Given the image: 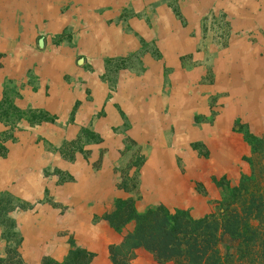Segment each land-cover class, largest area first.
I'll use <instances>...</instances> for the list:
<instances>
[{"label": "crops", "instance_id": "crops-1", "mask_svg": "<svg viewBox=\"0 0 264 264\" xmlns=\"http://www.w3.org/2000/svg\"><path fill=\"white\" fill-rule=\"evenodd\" d=\"M124 1L9 0V11L3 12L0 19V103L7 100L19 110L32 109L48 117H56V124L42 122L37 127L38 131L34 132L49 141H59L65 136L69 138V129L83 126V121L88 123L95 116L98 117V125L104 124L110 129L103 130L107 139L115 136L111 129L116 127V138L112 140L114 152L107 156L109 159L102 162L99 170L74 169L72 173V168L64 167L68 174L73 175L71 182L56 184L55 176L42 175L47 166L42 158H37L34 171H31L25 162L27 152L19 155V164L15 169L10 166L11 154H7L5 161L0 160V186L10 184L11 177L16 176V189L23 198L41 199L48 188L52 201L64 209L62 229L65 234L59 238L58 250L49 253L56 260L65 256L67 249L62 248V243L71 237L78 247L92 254L90 264H111L109 248L119 244L135 225L131 222L122 231L112 227L106 216L115 210L117 202L131 200L135 212L141 213L157 206L173 209L179 200H183L184 194H180L182 190L178 191L177 184L181 180L184 182L185 178L176 175V164L170 162L176 148L174 144L173 148L168 146V128L174 126L173 141L176 140L180 152L184 153L182 156L188 153L193 158L197 155L188 149L191 142L201 140L212 144L217 141V135L227 136V132H231L230 124L218 133L215 125H196L189 113L194 104L186 106L181 99L178 103H170L169 97L153 102L151 94L148 100L143 101L140 94L131 92L132 82L128 81L127 87L120 84L117 91H110L102 80L106 61L129 58L142 46L138 36L149 42L155 35L164 38L161 43L157 42L162 60L156 61L149 51L140 56L147 69L141 77L147 82L145 84L149 86L153 80L159 79L163 63L172 67L178 79L188 78L187 71L182 67L180 71L176 66L175 51L180 55L192 53L197 61L203 60L206 54L199 49L203 46L200 41L206 32L202 26L204 18L218 16L221 9L232 16L234 11L229 6V0H181L179 6L183 22L166 11L165 0H158L161 4L155 13L152 5L155 0H144V18H127L126 26L122 27V23L116 21L123 7L128 4L137 11L135 5L138 2ZM237 16L239 24L242 14ZM68 27L72 29L69 35L73 44L69 39L56 42L53 37ZM39 39L43 41L41 46ZM209 47L205 44L203 48L205 51L208 49L206 57L210 62L212 51ZM234 53H217V56H224L226 60L243 55L235 57ZM181 64L184 65V62ZM5 78L8 84L4 82ZM254 78H258L257 73ZM194 98H191L192 102ZM202 110L207 116L208 109ZM121 111L126 114L127 121L121 117ZM19 123L24 130L15 128L12 135L19 143L33 141V129L27 120L21 119ZM56 125L65 130L60 132ZM125 127L127 129L123 131ZM1 130L4 128L0 126ZM126 142H132L135 148L141 147L145 158L138 186L132 190L125 188L120 183V175L116 174L118 166L131 156L125 151ZM183 158L186 159L185 156ZM111 159L116 161V172L114 164L110 165ZM166 167L171 174L165 173Z\"/></svg>", "mask_w": 264, "mask_h": 264}, {"label": "rangeland", "instance_id": "rangeland-1", "mask_svg": "<svg viewBox=\"0 0 264 264\" xmlns=\"http://www.w3.org/2000/svg\"><path fill=\"white\" fill-rule=\"evenodd\" d=\"M8 1L0 0V19L3 12L9 11ZM128 1L124 2L128 3ZM137 1L135 5L137 11L128 4L123 7L116 21L122 23V27L126 26L127 18L133 16L139 19L144 18V0ZM181 2V0H165L164 4L166 11L173 13L177 21L183 22V15L180 13ZM228 3L234 11V16H228L221 9L218 16H206L202 23L206 32L200 41L203 46L199 50L207 56L208 49L205 51L203 47L205 44L210 45L209 48L212 51L210 62L206 56L202 58L203 60L197 61L192 57V53L180 55L175 51V59L178 62L176 66L180 71L181 67L184 68L188 78L178 79L172 67L165 66L163 63L159 79L153 80L149 86L145 84L147 82L141 77L147 69L143 66L140 56L145 51H149L156 61L162 60V53L157 42L161 43L164 38L159 35H155L149 42L143 36H138L141 48L129 58L106 61L105 72L102 75V80L108 85L110 91H117L120 84H126L125 87H127L129 81L133 83L131 92L140 94L143 101L148 100L151 94L153 102L169 97L170 103H178L181 99L186 106L194 104L189 112L190 119L198 126L204 124L214 127L215 125L217 133L220 129L226 130L228 124L232 126L227 136L217 135V141H213L212 144H206L201 140L191 142L188 149L192 153L195 152L197 157L193 158L186 153L184 155L186 159L183 158L184 153L180 152L176 140L173 141L174 126L167 129L168 146L173 148L175 145L176 148L170 162L176 164V175L183 176L185 180L177 184L178 191L182 190L180 194H184L183 200H179L173 209L163 207L171 214L184 213L193 219L211 214L217 215L220 207L232 200L233 189L240 183L246 184L252 190L264 191V0H229ZM160 4L161 1H153L154 13ZM238 9L240 12H237ZM237 14H242L239 24ZM71 32L72 29L68 27L53 38L56 42L69 39L72 43L73 40L69 35ZM194 51L197 52V47ZM232 51L235 52V57L238 54L243 55L234 59L226 58V60L224 56L220 58L217 56V53L224 55L231 54ZM183 62L184 65L181 64ZM254 67L256 69L253 70ZM256 73L258 78H254ZM4 82L8 84V79L5 78ZM193 97L195 98L192 102ZM201 107L208 109L207 116ZM7 112L9 114V104L7 100H4L0 103V126L4 128L0 131V160L5 161L7 154H11L13 158L9 162L14 169L18 167L19 155L27 152L25 162L28 163L31 171H34L33 165L37 158H42L47 164L42 175L55 176L56 184H62L65 181L71 182L73 178V175L68 174V170L64 169L65 166L72 168V173L74 169L96 172L101 168L102 162L109 159L107 156L114 152L112 140L116 138V127L111 129L115 136L107 139L103 130L110 129L104 124L98 125L97 116L88 123L83 121V126L81 124L68 131L66 129L70 137L65 136L59 141H49L44 136L34 133L38 131L37 127L42 122L30 125L27 121L33 129L35 139L19 143L12 132L15 128L19 131L24 129L19 125L20 121L10 114L8 118H3L7 120L6 122L2 121V117L6 116ZM170 114L175 116L174 113ZM120 115L124 121L128 120L123 111ZM49 118L50 120L43 122L56 124V117ZM167 119L172 118L167 117ZM70 122H72L71 119ZM56 127L60 132L65 130L60 125ZM126 129L125 127L123 131ZM125 148L131 156L129 160L118 166V172H116V161L113 159L109 161L110 165L114 164L113 169L116 174L120 175V183L132 190L138 186L140 169L145 158L141 153L142 148H135L132 142H126ZM165 170L167 175L172 173L168 167ZM11 179L10 184L0 186V193H2L0 196V257L5 255L7 246L13 248L20 240L17 251L26 264H43L45 259L61 263L72 245L78 247L70 237L62 243V248L67 249L63 259L56 260L49 254L58 250L59 238H63L62 235L65 234L62 229L64 228V209L52 201L53 197L48 188L44 190L41 199L23 198L16 189L17 177L13 176ZM6 193L9 195H5ZM13 198L18 199L19 202L17 203ZM115 206V210L107 215V218H112V221L109 220L112 227L122 231V228L131 222L135 224V220L132 219L120 228H116L113 225L116 221H124L131 213H136V210L131 200L117 202ZM7 238L9 240H6ZM221 249L224 250V246ZM130 264L177 263L160 262L147 250L139 249L135 251Z\"/></svg>", "mask_w": 264, "mask_h": 264}, {"label": "trees", "instance_id": "trees-1", "mask_svg": "<svg viewBox=\"0 0 264 264\" xmlns=\"http://www.w3.org/2000/svg\"><path fill=\"white\" fill-rule=\"evenodd\" d=\"M7 103L9 114L19 121L26 119L34 125L50 120L42 112L19 110L9 101ZM9 114L7 112L2 121L6 122L3 118H8ZM132 219L135 220L133 230L123 236L119 244L109 248L111 264H130L139 249L147 250L160 262L264 264V191L252 190L246 184L240 183L233 189L232 200L223 204L217 215L193 219L184 213L171 214L158 206L131 213L124 221H116L113 225L120 228ZM19 242L13 248L6 247L0 264H26L17 251ZM91 259L90 252L72 245L61 263L45 259L43 264H90Z\"/></svg>", "mask_w": 264, "mask_h": 264}, {"label": "water", "instance_id": "water-1", "mask_svg": "<svg viewBox=\"0 0 264 264\" xmlns=\"http://www.w3.org/2000/svg\"><path fill=\"white\" fill-rule=\"evenodd\" d=\"M43 44L42 39H39V45L41 46ZM82 60L80 59L79 62H81Z\"/></svg>", "mask_w": 264, "mask_h": 264}, {"label": "bare ground", "instance_id": "bare-ground-1", "mask_svg": "<svg viewBox=\"0 0 264 264\" xmlns=\"http://www.w3.org/2000/svg\"><path fill=\"white\" fill-rule=\"evenodd\" d=\"M236 65V64H235ZM260 74V73H259ZM260 82V81H259ZM257 86H258V84H257ZM246 87H248V86H246ZM264 87V86H263ZM257 88V87H256ZM254 89V88H253ZM263 89V88H262ZM249 91V90H248ZM238 93V92H237ZM253 93H251V95H252ZM236 97H238V96H236ZM251 97V96H250ZM257 97H258V95H257ZM237 111V110H236ZM239 111V110H238ZM240 113V112H239ZM258 113V112H257Z\"/></svg>", "mask_w": 264, "mask_h": 264}]
</instances>
